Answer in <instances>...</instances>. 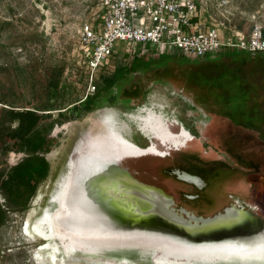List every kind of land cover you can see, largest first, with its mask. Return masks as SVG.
Returning a JSON list of instances; mask_svg holds the SVG:
<instances>
[{"label":"rangeland","instance_id":"rangeland-1","mask_svg":"<svg viewBox=\"0 0 264 264\" xmlns=\"http://www.w3.org/2000/svg\"><path fill=\"white\" fill-rule=\"evenodd\" d=\"M195 1L200 26H220L222 36L232 35L235 27L243 32L238 28L245 22L259 23L264 28V0ZM100 11L97 0H0V108H10V105L21 110L26 107L53 109L43 112L51 113L53 126L50 127L51 121H48L39 131L57 140L52 151L42 154L51 164V174L39 187L29 210L11 213L9 224L0 228V264H127L108 255L79 251L68 254L61 250L54 258L50 250L41 248L43 241L26 231L27 223L35 221L47 206L75 142L98 116L99 111L87 113L82 105L79 109H74V105L91 95V75L81 55L80 35L85 24L97 22ZM155 48L146 46L148 51ZM227 52L188 58L190 62L186 63L180 60L178 53L168 54L173 56L169 58L167 53L157 54L163 56L157 67L165 69L133 77L120 95V99L126 95L133 100L126 104L113 102L110 108L115 110L109 109L124 119V115L127 118L142 112L143 107L155 111L167 107L171 117L184 121L195 131L202 130L203 125L212 126L213 135L228 140L226 144L234 162L229 159L232 163L228 160L224 166L227 170L211 177L208 189L199 190V199L186 202L189 208L180 199L181 193L188 192L183 187L178 196L176 192L179 185L184 184L174 180L176 187L168 183L169 179L159 178L162 175L160 160L135 159L125 163L135 179L162 189L187 210L205 217L228 207L232 199L229 194H235L236 199L252 206H256L258 200L264 205V180L257 185L259 176L254 173L264 168V54L231 51L233 53L227 55ZM131 54L120 48L109 67L95 73L96 90L103 75H112L119 65L130 64L134 58ZM57 72H60L59 85L54 90L51 78ZM189 105L196 109L190 110ZM225 111L233 117V124L222 117ZM130 121L133 129L134 120ZM136 136L142 146L147 144L141 136ZM4 149L0 147V172L7 175L27 153H6ZM168 166L186 170L175 163ZM241 168L243 172L235 170ZM4 202L0 192V203ZM258 213L264 218L262 208L259 207ZM128 264L151 263L137 259Z\"/></svg>","mask_w":264,"mask_h":264},{"label":"water","instance_id":"water-1","mask_svg":"<svg viewBox=\"0 0 264 264\" xmlns=\"http://www.w3.org/2000/svg\"><path fill=\"white\" fill-rule=\"evenodd\" d=\"M125 157L129 156H115L99 146L97 157L82 173L85 182L64 186L62 197L71 193L76 202L69 205L72 216L66 225L59 215L53 219L60 228L63 224L62 232L99 240V252L93 255H108L127 264L137 259L158 264L162 258L186 264H264V219L257 213L238 205L211 217L178 210L162 189L138 181L123 168ZM98 174L99 182L95 180ZM174 174L199 188L205 186L196 175L180 170ZM54 195L38 217L44 219L47 231L52 216L46 213L60 206V197Z\"/></svg>","mask_w":264,"mask_h":264},{"label":"built area","instance_id":"built-area-1","mask_svg":"<svg viewBox=\"0 0 264 264\" xmlns=\"http://www.w3.org/2000/svg\"><path fill=\"white\" fill-rule=\"evenodd\" d=\"M101 9L97 22L83 26L81 55L91 75L93 95L95 73L109 67L122 48L133 56L178 53L203 58L226 49L248 53L264 52V28L255 23L249 35L236 29L222 36L220 26L202 27L195 0H97ZM223 26V25H222ZM121 45V46H120ZM153 45L154 51L146 50ZM131 54V55H132Z\"/></svg>","mask_w":264,"mask_h":264},{"label":"flooded vegetation","instance_id":"flooded-vegetation-1","mask_svg":"<svg viewBox=\"0 0 264 264\" xmlns=\"http://www.w3.org/2000/svg\"><path fill=\"white\" fill-rule=\"evenodd\" d=\"M94 95L96 98L94 100V104L96 107L95 109L87 113H90L93 111L103 112L105 111V109L107 110L113 109V108H110V106H112L113 103H109L106 100L104 101L100 100L101 102L99 106L98 90L95 91ZM132 100H133L132 97L126 96V95H124V97L120 99V94H119L118 97L114 100V102L119 103L120 101V103L126 104V103L131 102ZM189 107L191 108L190 110L192 111L196 109V107L193 105H189ZM160 109L155 111V109L143 107L142 112L138 111L135 114H132V115L130 114L127 116V118L125 117L126 115H124V119L120 118L117 115L116 111H113L117 115V117L114 116L113 118L114 119L113 126L117 127L119 132L122 134V136L126 140L132 142L133 144L139 147L147 148V149H150L152 145L155 144L160 149V151L164 153V155L153 153V154H149V155L139 157V158L125 157L122 160L121 166L130 171V168L125 165V163L130 160H135V159L143 160L147 158H155V159L160 160L162 165H160L159 168L162 171V175L160 174L159 178L165 179V180L169 179L168 183L173 184V185H176L175 181L184 184L183 186L179 185V187L176 185V187H178V190H176V192L178 196V192L179 190L182 189V187L185 191L188 192V193L186 192L181 193L180 194L181 198L179 197L181 201H183L182 204L187 206L186 202L188 200L193 201V200L199 199V194H200L199 190L203 192L206 189H208V187L212 183L210 180L211 177L217 173H220L221 171L225 172L227 169L226 168L224 169V166H226V164L228 163V160L232 159L231 161L234 162V159H233V156L230 154L227 144H226L228 140H224L222 136H219L217 134L213 135L212 126L203 125L204 128L202 130L196 129L195 131L189 125L184 123V121L176 117L175 118L171 117V115L168 114L169 108L165 107L163 111H161ZM150 110H153L157 114L162 115L163 117L162 123L164 124L165 128H167L168 130L173 131V133H175L176 135H181L183 131H185L188 133L189 136H183L181 137L180 140H175L176 142H173V141H168V140L164 141L158 138L157 136H155L154 134L147 133L146 131L143 130L141 117H144L147 114H149L148 112ZM99 112L97 113L98 114L97 118L91 121L90 125L84 130V132L80 135V137L78 138V140L75 142L74 146L72 147L65 161V171L58 178L55 184V188L53 192L51 193V195L54 194V192L59 187V183L62 182L64 178H65V184H67L70 187H72L75 183H78L81 181L85 182L86 178L85 177L81 178V176H82V173H85L87 171V168H89L91 159H94L93 157L94 156L97 157L98 155L99 143H100L99 142V122H101L100 120L106 118L105 116H107L103 114L99 116L100 114ZM130 119L134 120L132 121L134 123L133 129L129 125L130 124L129 122H131ZM206 119L209 120L210 118L207 117ZM136 134L141 136L142 139H144L147 144L142 146L138 142L139 140ZM73 161H76V162L78 161L77 165L76 163L73 165ZM149 161L150 160L148 159V161H146L145 163L148 164ZM171 163H175V165H178L179 167L186 169L185 172L187 173L200 177L205 182V186H203L202 188H199L195 184H191V183L179 180L177 176L174 174V172L178 169L170 168L168 166ZM185 163H188L189 166L185 167L184 166ZM147 164L145 166H147ZM51 169L52 167L50 168V174H51ZM235 170H240L242 172L244 171L243 168L235 169ZM257 176L260 177L262 175L257 174ZM170 177L171 178L174 177V178L171 179ZM251 184L253 185V183ZM260 184H262V181L257 182V185H260ZM229 196L232 197L231 201L235 202V203H231L230 201L229 206L231 205L243 206L246 209H249L253 211L254 213H257L258 216L264 219L258 213L259 207L260 209L262 208V210H264L263 209L264 205L261 200L257 201L258 204H256V206L259 205V207L258 206L256 207V206H252L247 203H244L240 199H236L235 197L237 196L235 194H229ZM174 201L176 204L175 206L178 210L180 209L187 210V208H184L183 205L182 206L180 205L181 203H178L177 198H174ZM225 208L226 207L224 206L222 208V211ZM187 211L192 214H195L189 210ZM196 216H202V215L198 214ZM202 217H205V216H202Z\"/></svg>","mask_w":264,"mask_h":264},{"label":"trees","instance_id":"trees-1","mask_svg":"<svg viewBox=\"0 0 264 264\" xmlns=\"http://www.w3.org/2000/svg\"><path fill=\"white\" fill-rule=\"evenodd\" d=\"M197 21V18L192 20L193 23ZM252 28L253 24L245 22L238 29L245 33L249 32V35ZM226 51H228L227 55H231L233 52H243L236 49H226ZM260 54H264V52ZM208 56L210 55L205 57ZM179 58L184 63L190 62L188 57L181 55ZM140 59H142V56L136 55L130 62L131 65H119L112 75L102 76V83L98 90L99 106L100 102L104 100L109 103L114 102L120 94L119 90H115V87L120 84V81L128 80L131 77L132 73L138 69L137 63ZM59 76L60 72H57L51 78V81L53 80L51 87L54 90L58 88ZM95 99L94 94L87 95L82 102L74 105V109H79L82 105L84 111L89 112L96 107L94 104ZM8 106L10 108L4 106L0 108V147H5L4 152L6 153L9 151H22L26 152L27 156L11 168L7 175L0 172V192L5 200L4 203H0V228H4L9 224L11 213L21 214L29 210L30 202L36 196L39 187L50 176L51 164L42 154L52 151L57 142L56 139L49 136V133L39 131L40 126L48 121H51L50 127L53 126L51 113H43L53 109L40 110L26 107L21 110L14 106Z\"/></svg>","mask_w":264,"mask_h":264},{"label":"bare ground","instance_id":"bare-ground-1","mask_svg":"<svg viewBox=\"0 0 264 264\" xmlns=\"http://www.w3.org/2000/svg\"><path fill=\"white\" fill-rule=\"evenodd\" d=\"M106 118L101 119L99 122V146H102L108 153H112L115 156H123L124 154L129 156L130 158H139L143 157L149 154H160L164 155L160 151V149L153 144L150 149L139 147L132 142L126 140L122 134L119 132L117 127L113 126L114 116L117 117V115L113 111H107L101 112V114H106ZM144 117H141L143 130L146 131L149 134H154L158 138L166 141H173L180 140L183 136H189L187 132L183 131L181 135H176L173 133V131L168 130L165 128L164 124L162 123V115L157 114L153 110H150ZM101 116V115H100ZM121 138V139H120ZM92 141V140H91ZM122 142V143H120ZM126 142V148H124V143ZM122 144V145H121ZM78 163V161H73V165ZM102 178V177H101ZM95 180L99 182V174L95 176ZM102 180V179H101ZM65 178L62 182L59 183V187L57 188L58 191L54 192V198H59V207H57L56 211L49 214L46 213L48 218L51 217V226L49 225L50 231H47V228H44L42 225L43 218L39 219L37 218L32 223H27L26 231L34 236L35 239H38L42 241L43 239L47 242L41 243V248L50 250L52 257L55 258L56 253L59 251H63L65 253H72L75 251L79 252H87L90 254H94L96 252H99V240L95 239H83V238H73L69 232H62L61 228L63 227V224L61 225V228L59 227L60 224L53 223V219L57 217L58 215L61 216L64 219V225L67 224V221L72 216L69 205L71 203H74V200L76 202V199L71 193H68L61 195V190L63 191V188L65 186ZM68 186V185H67ZM61 187V188H60ZM57 215V216H56ZM56 236V237H55ZM57 236L61 237V243L56 241ZM69 237V239L65 237ZM63 238V239H62ZM158 264H186L182 263V261L175 260V259H167L162 258L157 260Z\"/></svg>","mask_w":264,"mask_h":264},{"label":"crops","instance_id":"crops-1","mask_svg":"<svg viewBox=\"0 0 264 264\" xmlns=\"http://www.w3.org/2000/svg\"><path fill=\"white\" fill-rule=\"evenodd\" d=\"M177 56L178 57H180L181 55L180 54H177ZM161 57H163V56H161V55H155V54H153V55H148V56H146V57H142V59H140V61L137 63V65H138V69L137 70H135L133 73H132V75H131V77L128 79V80H124V81H120L119 83V85H117V87H115V90H119V92H120V95L121 94H124L123 93V89H124V87H125V85L128 83V81L130 82V80L133 78V77H136V76H138V75H140V74H142V75H149V74H151V73H157V72H159L160 70H162V69H165V68H158L157 67V65L159 64V61H160V59L159 58H161ZM166 57H173V56H169L168 54L166 55ZM174 60H177V59H174ZM177 61H180V60H177ZM183 61V60H182ZM181 62V61H180ZM131 65V64H130ZM165 84V83H164ZM165 85H167V84H165ZM197 102H199V104H201L202 103V101H197ZM226 112V113H225ZM224 112V114L222 115V117L223 118H227V119H230L231 121H232V124L234 123L233 122V117H231L230 116V114L229 113H227L228 111H225ZM255 173V175H257V174H260V175H262V176H260V177H258V181H263L264 180V168H260L259 169V173L258 172H254ZM257 181V182H258Z\"/></svg>","mask_w":264,"mask_h":264}]
</instances>
